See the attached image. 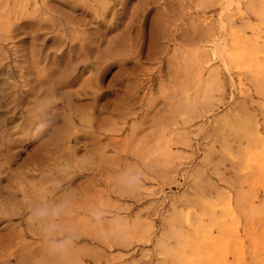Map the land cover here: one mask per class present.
Segmentation results:
<instances>
[{
  "label": "rangeland",
  "instance_id": "374dc122",
  "mask_svg": "<svg viewBox=\"0 0 264 264\" xmlns=\"http://www.w3.org/2000/svg\"><path fill=\"white\" fill-rule=\"evenodd\" d=\"M35 1L30 0L29 12L48 2ZM68 1L49 0L54 17L71 21L61 32L67 42L82 32L89 39L98 32L105 47L108 40L127 36L126 23L135 25L129 50L117 53L104 75L105 85H113L117 92L111 98L119 108L125 92L130 90L136 98L131 115H114L119 126L128 117L130 125L139 127V137L147 140L176 123L195 134L189 147L172 144L173 156L161 162L152 151L151 161L144 162L138 140L132 142L129 176L125 177L119 161H112L119 166L112 175L102 172L104 179H111L114 191L112 201L107 198L100 212L90 207L89 200L100 189L106 194L111 190L98 175L99 168L110 163L100 162L90 150L92 140L83 139L78 144L80 163L69 168L74 173L80 166L83 173L70 189L55 196L70 197L66 206L57 202L46 216V226L25 230V238L5 241L0 264H264V0H127L126 17L118 19L121 25L113 29L108 25L115 21L120 5L100 25L92 21L100 9L98 2L79 0L80 6L73 9ZM212 39L225 97L218 90L202 97L193 89L196 114L186 124L181 116L187 110L181 83L187 78V57L192 49L204 52ZM30 41L16 45L27 47ZM12 42H6L8 48ZM237 117L253 126L257 138L234 133V123L228 127L218 123ZM78 126L88 125L80 120ZM259 143L260 151L255 153ZM256 163L262 166L257 169ZM62 178L54 176L49 183ZM45 214L43 209L37 217ZM79 219L88 224L72 225ZM2 227L8 233L10 228Z\"/></svg>",
  "mask_w": 264,
  "mask_h": 264
},
{
  "label": "bare ground",
  "instance_id": "6f19581e",
  "mask_svg": "<svg viewBox=\"0 0 264 264\" xmlns=\"http://www.w3.org/2000/svg\"><path fill=\"white\" fill-rule=\"evenodd\" d=\"M94 1L100 4V9L94 12L92 21L100 25L106 24V16L115 6L120 5L114 13L115 21L108 26L113 29L121 25L118 19L126 17L127 0H116L113 4L110 0ZM1 2L0 0V226L3 225L2 229H10L8 233L0 230V248L5 241L25 238V230L31 232L37 225L39 228L46 226L49 223L46 216L55 210L53 205L57 202L66 206L70 197L55 196L61 190L70 189L83 173L80 166L74 173L69 170L71 163H80L77 153L81 146L78 144L83 139L92 140L90 150L95 152L94 156L100 162L110 163L107 167L101 166L98 175L111 188V179H104L102 172L107 171L112 175L118 166L113 165L112 161H119L125 177H128V171L132 170L129 152L135 140H138L137 149L142 152L139 157L144 162L151 161L149 151H152L155 160L161 162L165 156H173L172 144L189 147L192 145V134H195L192 129H179L176 123L175 127L168 131L159 130L152 134L151 140H147V136L139 137V127L134 122L130 125L128 117L124 118L121 126L115 120L114 115L118 113L131 115L136 98H133L130 90L125 92L120 100L124 105L119 108L111 98L117 92L113 85H105L104 75L116 54L129 50L132 44L129 41L133 40L130 32L135 27L133 22L125 24L127 36L108 40L105 47H102L103 40L98 32L94 36L91 34V39L86 32H82V35L67 42L61 32L68 30L71 21L62 16L54 17L49 0L42 9L36 8L34 12H29L30 0ZM12 2H15L14 6L11 5ZM68 2L73 9L80 6L79 0ZM256 7L252 5V8ZM48 13L51 17H47ZM18 36L21 37L16 40ZM28 39L31 41L27 47L16 45ZM9 41L14 43L12 48L7 47L6 42ZM208 42L204 52L194 53L192 49L187 57V78L181 83L184 94L181 100L187 104V110L181 112V116L186 124L192 123V115L196 114L193 89L204 94L202 97H210L212 90H218L221 97H225L224 86L216 69L218 62L215 43L213 39ZM242 42L248 44V40L242 39ZM179 55L175 54V57L178 58ZM127 60L128 58H124V62ZM86 73L91 74L83 78ZM209 102L211 103L206 101ZM102 113L110 116L103 118ZM86 116L88 117L84 120ZM19 119H22L21 123L16 124ZM48 119H53L54 122L50 123ZM80 120L88 126L79 127ZM61 121L60 125L54 127V124ZM242 121V117H237L234 121L223 119L218 123L224 124L222 127L234 123L231 127L234 133H242L248 139L257 138L258 132L253 126ZM125 133V138H121ZM46 134L47 137L40 143L29 148ZM259 147L260 143L257 144L258 151L255 153L260 151ZM226 148H229L228 144ZM256 166L259 169L262 164L256 163ZM60 175L63 176L62 179L49 183L54 176ZM113 191L111 188L106 194L100 189L99 194L89 200L90 207L100 212L106 205L105 200L113 199ZM74 195L76 197V193ZM107 205L111 206L110 203ZM43 209L46 211L45 217H37ZM80 214L81 211L77 210V217ZM76 221L72 225L88 224L80 219Z\"/></svg>",
  "mask_w": 264,
  "mask_h": 264
}]
</instances>
